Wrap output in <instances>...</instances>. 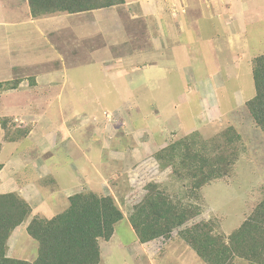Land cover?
I'll list each match as a JSON object with an SVG mask.
<instances>
[{
	"label": "rangeland",
	"instance_id": "rangeland-1",
	"mask_svg": "<svg viewBox=\"0 0 264 264\" xmlns=\"http://www.w3.org/2000/svg\"><path fill=\"white\" fill-rule=\"evenodd\" d=\"M140 1L67 17L66 24L79 38L97 35L113 44L126 37L110 34L126 31L132 53L143 51L134 63L141 75L106 78L102 63L64 69L55 81H49L55 74L40 76L32 87L31 78L57 65L39 69L29 61L45 49L32 34L39 21L23 0H0V81H21L16 89L0 87V162L6 166L0 192H18L32 215L49 216L76 192L112 195L124 218L113 238L101 242L100 264H207L179 231L213 219L229 234L264 197V130L245 105L255 95L252 59L264 53V0H231L222 12L220 0ZM141 3L147 9L135 11ZM3 119L11 132L28 129V136L8 142ZM228 126L241 135L240 155L227 176L202 188L201 213L170 239L139 242L129 216L146 185L160 183L174 199L186 190L171 167L160 169L155 152L193 132L198 142H210ZM37 247L24 223L9 238L8 256L33 260ZM232 264L248 262L236 257Z\"/></svg>",
	"mask_w": 264,
	"mask_h": 264
},
{
	"label": "trees",
	"instance_id": "trees-1",
	"mask_svg": "<svg viewBox=\"0 0 264 264\" xmlns=\"http://www.w3.org/2000/svg\"><path fill=\"white\" fill-rule=\"evenodd\" d=\"M32 18L58 14H87L99 9L122 6L126 0H23ZM255 95L245 102L255 124L264 130V53L253 58ZM19 79L0 81L3 90L16 89ZM30 85L36 86L35 79ZM1 91V90H0ZM2 126L8 142H19L28 129ZM197 132L170 142L155 152L161 170L169 167L176 180L186 184L180 197H174L160 183L149 182L143 199L129 216L139 242L172 238L173 230L198 216L200 191L213 181L227 176L240 155L241 135L228 126L208 141H197ZM210 143V145H209ZM1 149V144H0ZM4 164L0 162V171ZM31 204L18 192L0 193V264H100L101 242L115 234L124 213L112 195L80 191L68 197V206L52 217L32 215ZM32 216V217H31ZM30 219V220H29ZM27 234L38 243L33 260L8 256L11 234L23 223ZM213 219L196 222L179 231L207 264H232L238 257L248 264H264V197L242 223L229 234L218 230Z\"/></svg>",
	"mask_w": 264,
	"mask_h": 264
},
{
	"label": "crops",
	"instance_id": "crops-1",
	"mask_svg": "<svg viewBox=\"0 0 264 264\" xmlns=\"http://www.w3.org/2000/svg\"><path fill=\"white\" fill-rule=\"evenodd\" d=\"M248 2L250 1L248 0ZM217 5L219 6L220 11L222 12V8L225 9L224 6L228 5L230 7L232 4H231V0H220ZM144 7H146L147 9L146 4L141 3L140 8L139 9L137 8L135 11H143ZM109 9H102V10H109ZM95 11L91 12L90 14L87 13L84 15L89 17ZM74 15H78L79 18H82L84 16L81 14H71V15L58 14V15H50L42 18H37V21H39V25L41 28L38 27L34 29V32L32 34L33 35L37 34L39 36L40 39L39 43L45 45V49L42 50L43 55L41 58H39L41 55L40 52L38 56L33 55V57H31V59L29 60L30 62H34L33 64H39V65L41 63L44 64L51 63L53 65H57L55 68H52L50 70H64V69L68 70L70 68L75 69L80 66L97 67L98 65L104 63L106 66L105 69H107V71L104 70L106 74V78H111V75L115 77H119V73L122 72L125 77H128V75L129 76L132 75L133 70H138L140 75L142 74L140 70L141 65L137 64V66H135L134 63L136 57L142 54L143 51L140 48V52L138 50H135V53L134 54L132 53L131 47H129L128 44V38H127L128 33L126 31L122 30L123 33H121L120 31L119 34H110L111 38L121 35H124L126 37V40H123V42L115 43V44H113L114 41L111 43H107L106 41L102 40V38L104 37L101 38L97 35L94 37H90L89 35V37L85 36L83 38H79L78 35L76 34V31L74 30L75 27H68V25L66 24V18L67 17L73 18L72 16ZM30 18L33 19L31 16ZM30 35H27L24 38L25 41L23 43L24 47L29 45L27 40L30 41L29 38ZM133 36H135V34H133ZM92 38H94L95 40L99 38V42H97L98 44H94V40H92ZM36 44H37L36 40L32 38V50L37 49V46H35ZM39 65L36 67H38L39 69H46V66L41 67ZM110 65L113 66V69L108 67ZM32 67L34 68L35 66ZM129 69L132 70L128 71ZM108 70H112V71H108ZM57 74L58 71L44 72L43 74L39 75V78L40 76L41 78L44 77V75H54L53 77L51 76L52 78L49 81H55L54 77H56ZM41 78L38 79L37 81H40ZM5 167L6 166H4L3 169L0 171V176L2 175V172L4 171ZM0 193H6V192H0ZM40 215L48 218L53 216V214L49 216L50 214L48 213H44ZM25 224L27 226L28 222H25ZM22 225H20L18 228H20ZM18 228H16V230ZM153 242L154 241H150L145 244H151Z\"/></svg>",
	"mask_w": 264,
	"mask_h": 264
},
{
	"label": "clouds",
	"instance_id": "clouds-1",
	"mask_svg": "<svg viewBox=\"0 0 264 264\" xmlns=\"http://www.w3.org/2000/svg\"><path fill=\"white\" fill-rule=\"evenodd\" d=\"M34 19H37V18H34ZM36 50V49H35ZM252 61H253V59H252ZM35 66L37 65V64H34ZM56 71H58V74L60 73V72H63V70H50V72H56ZM57 74V75H58ZM36 81V86L38 85V83H39V81H37V80H35ZM129 82V81H128ZM35 87V86H34ZM154 241V240H153ZM143 244H145V243H143Z\"/></svg>",
	"mask_w": 264,
	"mask_h": 264
}]
</instances>
